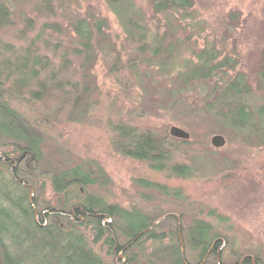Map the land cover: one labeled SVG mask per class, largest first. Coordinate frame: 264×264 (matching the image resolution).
<instances>
[{
	"label": "trees",
	"instance_id": "obj_1",
	"mask_svg": "<svg viewBox=\"0 0 264 264\" xmlns=\"http://www.w3.org/2000/svg\"><path fill=\"white\" fill-rule=\"evenodd\" d=\"M106 1L124 25L137 60L161 73L180 66L169 84L141 83L136 58L130 57L125 67L130 80L165 95L170 107L185 117L197 116L221 133L231 131L241 142L264 148V48L251 81L240 69L237 53L211 41L202 44L194 35L188 19L195 16V0H148L149 18L133 0ZM35 9L53 18L54 29L73 45L81 75L61 76L54 68L48 70L46 57L28 51L13 69L11 87L0 85V143L5 147L0 151V264H264L261 253L251 249L233 248L226 255L228 236L202 218L201 209L195 212L198 203L181 189L136 178L144 188L142 197L155 208L153 216L139 205L109 203L101 188H111L112 179L103 166L60 145L50 149L37 124L12 103L13 96L36 87L31 95L40 98L51 85L63 100L91 109L102 91L90 69L102 59L120 81L123 50L109 32L108 19L94 11L80 12L79 0H37ZM236 16L233 12L231 20ZM14 17L8 0H0V27ZM183 46L190 55L179 63ZM67 54H62V67L70 62ZM194 124L184 122L186 127ZM113 127L116 152L146 161L167 177L188 178L206 166L203 157L192 156L191 164L179 160L193 140L125 122ZM47 179L56 201L39 197L37 188ZM98 243L105 253L94 249Z\"/></svg>",
	"mask_w": 264,
	"mask_h": 264
},
{
	"label": "rangeland",
	"instance_id": "obj_2",
	"mask_svg": "<svg viewBox=\"0 0 264 264\" xmlns=\"http://www.w3.org/2000/svg\"><path fill=\"white\" fill-rule=\"evenodd\" d=\"M15 16L7 25L0 27V85L11 87L15 79L13 69L24 53L46 57L49 69L60 71L61 76L79 78L78 58L73 45L69 46L65 35L54 29V19L43 16L35 9L37 0H8ZM80 12L94 11L108 19L109 32L123 50L120 81L107 70L103 60L90 71L98 78L101 97L97 104L87 110L62 99L60 92L49 85L40 98H34L30 90L23 89L12 103L45 135L50 149L61 146L80 158L99 163L112 179L111 188L102 187L101 194L109 203L123 207L139 205L156 215L155 208L143 197L142 187L136 178H145L179 188L192 201L198 203L195 212L210 221L216 230L228 236L230 246L225 254L235 249H251L261 253L264 262V148L245 144L231 131L219 132L218 126L195 116L185 117L171 108L168 98L144 85L135 84L125 67L130 57L136 58L141 83L146 81H169L180 66L161 73L156 67L141 63L138 54L126 41L125 27L110 9L106 0H79ZM148 16L151 15L148 0H133ZM75 7V5H73ZM194 17L189 18L191 30L202 44L215 43L229 53H237L240 69L255 80L262 49L264 48V0H195ZM237 13L231 20V14ZM178 62L188 58L189 51L183 46ZM67 51L70 62L61 66L63 53ZM41 69L40 71H42ZM42 76V74H41ZM133 79V78H132ZM136 81V82H137ZM146 83V82H145ZM149 83V82H148ZM147 84V83H146ZM196 124L186 127L184 122ZM125 122L141 129H149L159 135L170 134V127L178 125L191 133L194 144L185 145V154L179 156L184 163H193L192 156L205 158L206 166L191 177H167L156 171L146 161L124 156L113 147V126ZM222 134L226 143L215 147L211 139ZM5 147L0 143V151ZM40 199L56 201L51 182L47 179L37 188ZM159 195L155 190H148ZM89 239L90 234H88ZM91 242V241H90ZM92 243V242H91ZM98 253H105L100 243L94 245Z\"/></svg>",
	"mask_w": 264,
	"mask_h": 264
},
{
	"label": "water",
	"instance_id": "obj_3",
	"mask_svg": "<svg viewBox=\"0 0 264 264\" xmlns=\"http://www.w3.org/2000/svg\"><path fill=\"white\" fill-rule=\"evenodd\" d=\"M169 133L171 136H173L175 138H180V139H186L187 140V139H190V137H191V133L188 130H186L185 128L178 126V125H172L170 127ZM211 142L215 147H222L226 143V138L222 134H215L212 137ZM176 216L179 219L178 215H176ZM179 223H180V219H179ZM223 246H225V242L223 243ZM218 264H220L219 260H218Z\"/></svg>",
	"mask_w": 264,
	"mask_h": 264
}]
</instances>
